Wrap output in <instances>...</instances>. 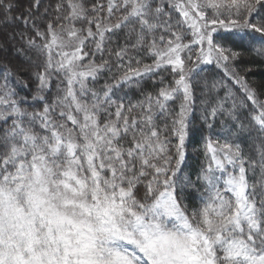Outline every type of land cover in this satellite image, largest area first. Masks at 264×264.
<instances>
[{
    "label": "snow or ice",
    "instance_id": "1",
    "mask_svg": "<svg viewBox=\"0 0 264 264\" xmlns=\"http://www.w3.org/2000/svg\"><path fill=\"white\" fill-rule=\"evenodd\" d=\"M41 5L0 0V30L36 69L31 97L0 77V264H264V100L238 67L264 56V0ZM197 88L202 124L227 139L205 137L208 163L182 177Z\"/></svg>",
    "mask_w": 264,
    "mask_h": 264
},
{
    "label": "trees",
    "instance_id": "2",
    "mask_svg": "<svg viewBox=\"0 0 264 264\" xmlns=\"http://www.w3.org/2000/svg\"><path fill=\"white\" fill-rule=\"evenodd\" d=\"M89 3H92L93 0H88ZM57 0H42L41 11L45 6L49 4L55 5ZM21 5L23 7L27 6V0H21ZM66 8V5H65ZM20 9H15L13 15H17ZM54 14V13H53ZM178 17V14H177ZM12 30V26L4 28L0 30V41H4V45L0 46V77H2L3 72L6 69H10L13 73L12 79L15 80L18 76L27 81V87H18L17 90L21 96L31 97L35 87L36 82L33 79H30V73L35 71V68L30 67L26 63V56L18 55L15 51V48L20 47V41L17 39L15 41H9L7 39L6 33ZM19 30V29H17ZM191 39V34H188L187 40ZM185 40V41H187ZM140 59L142 63L150 64L152 63V59L146 56L141 55ZM97 62H99V58H97ZM206 72L201 73L202 76H207L209 82L212 79H221L224 75L222 69H218L215 64L212 65H204ZM240 72L242 75L245 74L244 70H249L246 79L252 84L254 87L257 88L258 92L261 93L260 99L264 100V56L256 55L253 52L246 53L245 56L242 58V61L238 65ZM21 73H24L21 75ZM161 78L163 79V83L160 82ZM58 79H54L51 87V91L48 93L49 97L55 95L56 93V86ZM173 80V76L171 75V70H161L155 76L145 78L143 81V86L141 91H137L133 88L128 95V99L132 102H135L142 98L141 92L147 93L152 92L156 93L158 90L163 87L165 84L171 83ZM106 82H111L110 80V73L105 72L96 82V88H102ZM3 83V80L0 79V84ZM127 90V89H125ZM222 94V93H221ZM196 100H195V108L192 116V125L193 130L190 133V137L186 142V149H185V160L182 164L183 171L181 172V176L190 174L192 178H195L197 172H199L203 167L206 166L208 163V159L205 156L204 150V140L205 137H211L213 140H218L220 143L225 142L227 139L226 136L221 132L220 126V119H217L215 122V127L209 131V129L202 124L200 120L201 115V90L197 88L196 90ZM181 98H177L174 102L169 103V107L171 109H177L178 105L181 102ZM222 119V118H221ZM171 117L168 118V122L170 123ZM161 124H163V118H161ZM177 141L175 139L172 140V144L175 145ZM173 151L175 149L173 148ZM188 204L189 211L192 208L198 205L197 200V193L192 192L188 199L185 201Z\"/></svg>",
    "mask_w": 264,
    "mask_h": 264
},
{
    "label": "rangeland",
    "instance_id": "3",
    "mask_svg": "<svg viewBox=\"0 0 264 264\" xmlns=\"http://www.w3.org/2000/svg\"><path fill=\"white\" fill-rule=\"evenodd\" d=\"M185 42H188V40H187V41H185ZM195 51H196V48L194 47V48H193V52H195Z\"/></svg>",
    "mask_w": 264,
    "mask_h": 264
}]
</instances>
